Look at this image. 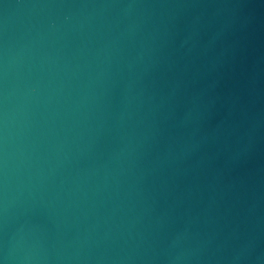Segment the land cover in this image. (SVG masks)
I'll list each match as a JSON object with an SVG mask.
<instances>
[{
    "label": "water",
    "instance_id": "water-1",
    "mask_svg": "<svg viewBox=\"0 0 264 264\" xmlns=\"http://www.w3.org/2000/svg\"><path fill=\"white\" fill-rule=\"evenodd\" d=\"M2 264H264V0H0Z\"/></svg>",
    "mask_w": 264,
    "mask_h": 264
},
{
    "label": "clouds",
    "instance_id": "clouds-1",
    "mask_svg": "<svg viewBox=\"0 0 264 264\" xmlns=\"http://www.w3.org/2000/svg\"><path fill=\"white\" fill-rule=\"evenodd\" d=\"M0 264H2V262H0Z\"/></svg>",
    "mask_w": 264,
    "mask_h": 264
}]
</instances>
